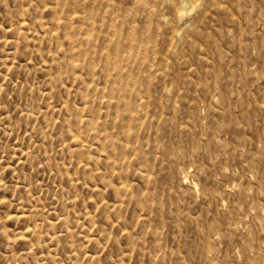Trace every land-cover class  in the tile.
<instances>
[{"label":"rangeland","instance_id":"rangeland-1","mask_svg":"<svg viewBox=\"0 0 264 264\" xmlns=\"http://www.w3.org/2000/svg\"><path fill=\"white\" fill-rule=\"evenodd\" d=\"M185 1L0 0V264H264V0Z\"/></svg>","mask_w":264,"mask_h":264},{"label":"bare ground","instance_id":"bare-ground-1","mask_svg":"<svg viewBox=\"0 0 264 264\" xmlns=\"http://www.w3.org/2000/svg\"><path fill=\"white\" fill-rule=\"evenodd\" d=\"M195 8V5L191 2V1H185L183 4H182V9H181V12H190V11H192L193 9ZM180 12V13H181ZM185 14V13H184ZM188 15V14H187ZM182 16L184 17V15H181V18H182ZM119 94V93H118ZM124 96V95H123ZM117 97V96H116ZM251 173H253V172H251ZM188 174V173H187ZM252 175V174H251ZM186 177H189L188 175L187 176H184V178L186 179ZM188 179V178H187ZM257 179V178H256ZM186 182V181H185ZM195 185H197L196 183H195ZM234 187V186H233ZM230 188V187H229ZM241 191V190H240ZM248 191V190H247ZM206 192V191H205ZM243 192V191H242ZM241 192V193H242ZM245 192V191H244ZM223 193H224V191H223ZM218 194V193H217ZM219 195V194H218ZM217 196V195H216ZM221 196V195H220ZM257 208H259V207H257ZM260 215V214H259ZM242 221V220H241ZM263 221V220H262ZM240 224V223H239ZM260 224V223H259ZM233 226V225H232ZM240 226V225H239ZM241 228V227H240ZM218 232V231H217ZM254 247V246H253ZM259 249V248H258ZM257 249V250H258ZM214 252V251H213ZM215 253V252H214ZM216 254V253H215ZM257 261V260H256Z\"/></svg>","mask_w":264,"mask_h":264}]
</instances>
